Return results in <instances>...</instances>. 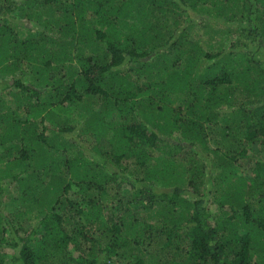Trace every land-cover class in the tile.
I'll list each match as a JSON object with an SVG mask.
<instances>
[{
  "label": "trees",
  "instance_id": "trees-1",
  "mask_svg": "<svg viewBox=\"0 0 264 264\" xmlns=\"http://www.w3.org/2000/svg\"><path fill=\"white\" fill-rule=\"evenodd\" d=\"M0 264H264V0H0Z\"/></svg>",
  "mask_w": 264,
  "mask_h": 264
}]
</instances>
